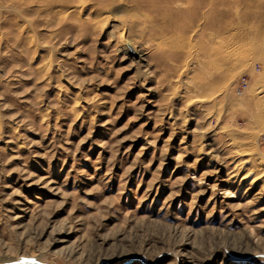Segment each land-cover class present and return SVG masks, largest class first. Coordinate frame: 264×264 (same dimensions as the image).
<instances>
[{
	"label": "rangeland",
	"instance_id": "rangeland-1",
	"mask_svg": "<svg viewBox=\"0 0 264 264\" xmlns=\"http://www.w3.org/2000/svg\"><path fill=\"white\" fill-rule=\"evenodd\" d=\"M0 264H264V0H0Z\"/></svg>",
	"mask_w": 264,
	"mask_h": 264
},
{
	"label": "bare ground",
	"instance_id": "bare-ground-1",
	"mask_svg": "<svg viewBox=\"0 0 264 264\" xmlns=\"http://www.w3.org/2000/svg\"><path fill=\"white\" fill-rule=\"evenodd\" d=\"M122 28V27H121ZM123 45H124V48L125 50L130 53L133 58H136L137 60L139 61H144L145 58H144V53L142 51V48L138 45H135V43L132 41V39H129V38H124L123 39ZM123 49V47H122ZM220 50V49H219ZM237 52V51H236ZM241 59V58H240ZM169 118V117H168ZM237 150V149H236ZM243 153V152H241ZM247 155V152L245 153ZM244 154V155H245ZM262 167V166H261ZM244 178V177H243ZM260 178V177H258Z\"/></svg>",
	"mask_w": 264,
	"mask_h": 264
},
{
	"label": "built area",
	"instance_id": "built-area-1",
	"mask_svg": "<svg viewBox=\"0 0 264 264\" xmlns=\"http://www.w3.org/2000/svg\"><path fill=\"white\" fill-rule=\"evenodd\" d=\"M247 83H248V80L246 78V75H243L239 80H238V83H237V86H236V92L238 94H240L242 91H244V89L247 87Z\"/></svg>",
	"mask_w": 264,
	"mask_h": 264
}]
</instances>
